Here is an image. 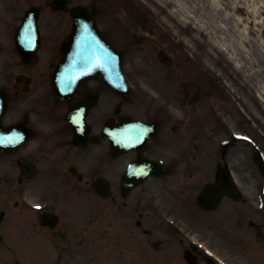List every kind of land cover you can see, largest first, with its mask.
<instances>
[{
    "label": "flooded vegetation",
    "instance_id": "1",
    "mask_svg": "<svg viewBox=\"0 0 264 264\" xmlns=\"http://www.w3.org/2000/svg\"><path fill=\"white\" fill-rule=\"evenodd\" d=\"M21 11V8L16 9L14 0H0V59L3 64L25 63L16 51L14 35V25ZM48 38L53 50L46 59L53 63L58 56L57 43L63 40L64 34L52 31ZM28 75V93L17 83L15 72L2 73L0 79V89L23 108L20 113H10L6 124L20 122L32 128L27 146L12 154H0V246L10 240L9 251L13 257L15 253L25 255L27 245L22 243L16 249L15 234L20 240L28 241L25 231L33 226L37 229L34 240L44 245L52 242L58 255L78 256L79 247L88 243L92 256L101 248H119L125 264H218L205 251L181 237V233L177 235L176 228L166 221V217L178 214L177 219L187 221L190 227L201 218L203 231L214 240V246H208L213 255L221 257L231 245L238 258L237 264H264V201L261 208L256 194L262 190L264 182V127L250 130L258 149L237 142L233 154L224 153L216 159L218 170L232 165L231 171L241 190L238 197L224 195L220 205L212 210L213 213L218 211L216 220L220 227L210 219L214 216L209 217L211 211L197 203L203 190L217 180L216 176L213 179L208 177L205 158L198 159L199 154L184 153V160L172 159L168 163L167 175L156 177L157 184L127 189L121 183L126 172L125 160L129 157L133 161L144 156L159 158L154 152L155 146L147 147L142 153H115L110 138L104 134L103 125L117 124L125 115L121 107L113 109L110 105L96 112L98 102L88 111V128L81 144L75 130L71 131L58 121H30L33 114L37 117L55 116L43 104L49 94L50 73ZM92 96L99 98L100 88L85 83L78 90L73 104L87 102ZM168 129L166 122H162L160 133ZM33 141L35 143H31ZM228 156H232L231 162ZM97 160L98 167H103V174L111 182V193L104 199V212L99 213L102 216L100 221L95 212L96 194L93 190ZM22 161H29L28 165L35 171L33 177H27L31 169ZM43 174L49 179H44ZM113 176L117 177L115 185ZM34 199L41 203L42 209L32 207ZM193 199L203 209L202 217L199 213L193 216L186 209L191 207ZM80 202L87 208L81 222L72 212V205ZM113 203L118 204L115 215L111 211ZM223 204L226 207L221 208ZM160 211L166 217L158 218ZM49 212H55L58 217L54 228L43 225L44 216ZM227 238H231V244ZM177 239L179 251L176 254L173 243ZM160 251L163 253H150Z\"/></svg>",
    "mask_w": 264,
    "mask_h": 264
},
{
    "label": "rangeland",
    "instance_id": "2",
    "mask_svg": "<svg viewBox=\"0 0 264 264\" xmlns=\"http://www.w3.org/2000/svg\"><path fill=\"white\" fill-rule=\"evenodd\" d=\"M229 1L226 0L227 6ZM71 3L73 5L82 3L98 6L102 17L109 21L110 29H107L113 33V36L123 38L121 45L127 50L125 69L130 77L134 92H136L132 98V104L130 103L131 110L140 116L148 114L151 108L155 109L151 107L152 105L167 102V109L170 108L172 112H179V116H173L170 113L176 121L183 120L184 113L187 110L191 111L193 122L202 125L209 134L216 127L215 112L223 109L221 105L224 103L221 102V97L218 98V94L230 98L231 95L237 94L240 84L245 87L246 91H252L251 85L244 82L243 76L235 71L233 63L224 54L212 58L208 55L211 48L202 45L198 41L190 40L189 44L185 40V42H177L176 36L181 37L182 40L184 37L193 39V36L190 32H182L178 28L180 34H174L176 33L175 29L173 33L163 25L151 26V22H146L145 19L148 16L151 17L152 12L144 10L142 3L136 0H71ZM109 4L111 5L109 6ZM133 10L135 11L133 12ZM118 14L122 17V21L127 20L128 26L126 22H120L119 24ZM164 15L166 14H160V16ZM132 23L136 27H131ZM128 35L130 37H127ZM144 35L150 36V38ZM203 39L205 38L203 37ZM161 50H165L171 56L172 63L170 65L163 63L158 58V53ZM255 53H257V50H255ZM191 61L198 65H191ZM206 64H209L213 68V72L218 74L215 81L212 79L208 83L211 75L209 70L204 68H209ZM259 65L264 69V58L259 61ZM203 71L206 73H202ZM203 74L206 76H204L205 79ZM239 79L242 82L238 83ZM186 80H191L197 87L193 95L186 88ZM139 94H141V98H145L143 95H146L147 102H149V99H154V102L141 103ZM137 95L139 96L138 99ZM188 97L195 98L196 102L190 103V99H187L188 102L185 106L182 101ZM233 100L236 102L235 98ZM225 104L227 106L224 107L226 110L232 108L228 102H225ZM211 148L212 146L209 144L208 149L211 150Z\"/></svg>",
    "mask_w": 264,
    "mask_h": 264
},
{
    "label": "bare ground",
    "instance_id": "3",
    "mask_svg": "<svg viewBox=\"0 0 264 264\" xmlns=\"http://www.w3.org/2000/svg\"><path fill=\"white\" fill-rule=\"evenodd\" d=\"M136 1L142 3L144 10L152 12L153 25H163L173 33L175 29L174 34H180L177 28L190 32L193 39L184 37L186 43L194 40L210 47L208 55L212 58L224 54L236 71L252 83L257 95L264 101V69L259 65L264 58V30L259 33L264 27L262 0H230L228 6L226 0ZM161 13L166 15L160 16ZM256 27L261 29L258 31ZM176 37L177 42L184 41ZM191 64L198 65L195 62Z\"/></svg>",
    "mask_w": 264,
    "mask_h": 264
},
{
    "label": "water",
    "instance_id": "4",
    "mask_svg": "<svg viewBox=\"0 0 264 264\" xmlns=\"http://www.w3.org/2000/svg\"><path fill=\"white\" fill-rule=\"evenodd\" d=\"M76 16H77V15H76ZM82 18H83V19H87V18H86L85 16H83V15H78V16H77V25H78L77 27H79V28H82V25H83V23H81V22H82V21H81Z\"/></svg>",
    "mask_w": 264,
    "mask_h": 264
}]
</instances>
